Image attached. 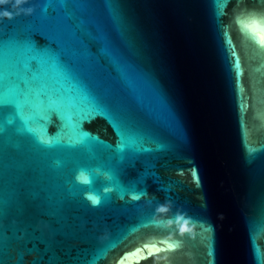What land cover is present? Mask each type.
<instances>
[{
    "label": "water",
    "instance_id": "obj_1",
    "mask_svg": "<svg viewBox=\"0 0 264 264\" xmlns=\"http://www.w3.org/2000/svg\"><path fill=\"white\" fill-rule=\"evenodd\" d=\"M52 6L62 10L60 0H52ZM5 7L16 14L8 24L29 19L14 0ZM255 7L264 10L259 0ZM124 8L137 21V47L148 58L142 66L167 98L183 136L165 130L145 95L136 105L137 114L149 130L162 133L161 142L169 147L146 145L154 151L126 162L120 177L125 186L140 181L134 194H145L132 201V194L120 198L113 191L110 200L92 205L87 197L104 185L85 171L83 178L92 180L96 191L63 206L13 209L0 220V260L115 264L127 252L123 264H264V48L259 35L250 40L231 8L219 16L214 0H129ZM92 54L101 56L97 48ZM101 65L108 69L107 60L101 59ZM62 92L65 111L74 114L69 103L74 93L66 84ZM82 127L115 146L116 134L104 119ZM43 129L42 134L62 145L82 138L67 120L63 129L56 118L44 121ZM3 138L9 148L19 139L10 130ZM72 151L64 147L54 154L63 157ZM87 159L80 157L81 162ZM76 174L72 166L70 178L78 190ZM55 188L64 190L63 179ZM137 207L145 214L155 207V214L142 220ZM156 247L161 251L154 254Z\"/></svg>",
    "mask_w": 264,
    "mask_h": 264
},
{
    "label": "snow or ice",
    "instance_id": "obj_2",
    "mask_svg": "<svg viewBox=\"0 0 264 264\" xmlns=\"http://www.w3.org/2000/svg\"><path fill=\"white\" fill-rule=\"evenodd\" d=\"M127 3L129 0H60L62 10L57 11L52 0H35L26 3L33 9L26 14V21L8 24L16 19L15 13L11 19H0V220L13 209L23 212L53 203L63 206L96 191L92 180L83 178L85 171L104 185L102 191L87 197L92 205H100L102 199L107 202L113 191L120 198L132 194V201L139 200L145 194H134L140 181L127 186L121 182L126 162L153 152L148 144H155V150L169 147L161 142L162 133L149 130L150 125L137 114L136 105L144 102L145 95L150 96L149 107L163 119L165 130L174 137L183 136L167 98L142 66L148 58L137 47V21L125 11ZM214 3L219 16L227 15L231 8L246 36L255 42L258 34L264 48V10L256 9L257 0ZM259 3L264 4V0ZM5 5H0V12H12ZM93 48L99 49V58L92 54ZM101 59L107 60L108 69L101 65ZM236 68L239 76V61ZM65 84L74 93L69 101L74 114L65 111ZM53 118L58 119L61 129L66 120L74 122L82 138L66 145L53 142V136L42 134L43 122ZM97 118L113 128L115 146L82 127ZM9 130L19 138L11 148L3 138ZM64 147L73 151L63 157L54 154ZM80 157L88 159L81 162ZM72 166L79 173L74 177L78 190L70 178ZM58 179L64 181L62 191L55 188ZM136 214L151 220L155 207L147 214L137 207ZM160 251L152 249L154 254ZM126 254L122 253L115 264H123Z\"/></svg>",
    "mask_w": 264,
    "mask_h": 264
},
{
    "label": "clouds",
    "instance_id": "obj_3",
    "mask_svg": "<svg viewBox=\"0 0 264 264\" xmlns=\"http://www.w3.org/2000/svg\"><path fill=\"white\" fill-rule=\"evenodd\" d=\"M11 3H13V0H0V5L11 4ZM26 3H28V0H14L15 7L17 9H19L21 13L31 14L33 9H30V8L25 9L23 7V5H25ZM17 14H19V13H17ZM13 15H14V13L9 12V11L0 12V19H2V18L11 19V18H13Z\"/></svg>",
    "mask_w": 264,
    "mask_h": 264
}]
</instances>
